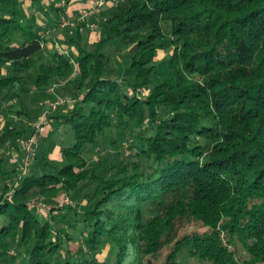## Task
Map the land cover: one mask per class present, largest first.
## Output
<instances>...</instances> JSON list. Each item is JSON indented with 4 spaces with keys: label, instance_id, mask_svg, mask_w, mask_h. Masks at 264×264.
<instances>
[{
    "label": "trees",
    "instance_id": "trees-1",
    "mask_svg": "<svg viewBox=\"0 0 264 264\" xmlns=\"http://www.w3.org/2000/svg\"><path fill=\"white\" fill-rule=\"evenodd\" d=\"M41 1L0 0V264H264V0H106L96 30L60 25L84 0L41 27ZM60 81L74 143L24 172L37 117L11 105Z\"/></svg>",
    "mask_w": 264,
    "mask_h": 264
},
{
    "label": "rangeland",
    "instance_id": "rangeland-1",
    "mask_svg": "<svg viewBox=\"0 0 264 264\" xmlns=\"http://www.w3.org/2000/svg\"><path fill=\"white\" fill-rule=\"evenodd\" d=\"M27 11H31V5L30 1L25 2ZM61 4L64 8L66 7V3L62 0H52L50 4H48L47 0H42L41 2H38L34 4L35 7H38L41 5H45L47 9H44L46 12L43 10H39L38 12H35V17H36V22L38 25L41 27L45 26V23L47 21V18L51 17H58V14L53 11V7ZM125 50L121 52H117L113 55L112 61L116 64L117 66V72L116 75L119 78L122 77H131L130 73V67H129V57L128 55H125ZM164 55V52L159 53V57H162ZM4 73V70L3 72ZM64 81H60L58 84H54L53 86L49 87L48 89H33L30 91L29 94L25 95L23 98L22 102H16L11 105V107L14 110H19L21 107L25 108V111H28L31 115V117L34 118H39L41 115H47V124L43 126L41 131L38 134L37 138V145L34 151V155L36 157H39L41 153L43 152L42 150H47L50 153L59 150L60 147L63 146H71L74 143V139L72 137V133L70 130L69 125L64 121V119L60 116L65 115L66 112H68L71 107L73 106L72 103H64L59 105L55 110L51 109V104L54 101H58V99H65L67 98L68 100H73L74 97L72 96L74 90L73 86L69 85L66 86V88H63ZM27 109V110H26ZM3 110V111H1ZM8 112L7 105H4V107L0 108V129L2 127V124L4 122V118H6V114ZM16 113V112H15ZM16 117V128L17 129H25L26 126L28 125V120L26 119L25 116L19 115L18 117L13 115V112L11 113V117ZM9 117V116H8ZM30 137V136H29ZM28 137V138H29ZM27 140V138H26ZM8 152V151H7ZM103 154L102 149L96 148V147H90L88 150V157L92 158H98V156H101ZM17 153L13 150V153L11 154L12 158L10 159L11 161H14V156H16ZM19 157H22L18 155ZM32 158V157H31ZM34 158V157H33ZM31 159V161L33 160ZM53 163L57 165V167H60L62 163L60 162L59 159L57 158H50ZM31 163V162H30ZM30 165V164H29ZM7 166H11L10 163L7 164ZM29 169V166L27 170ZM90 185L88 184L87 181H84L80 184V190L79 192L74 196V197H69L65 194H61L55 201V203H59L57 206H55L56 209L62 208V206L67 205V206H74L77 207L80 204L86 203V194L90 190ZM56 205V204H55ZM37 209L39 214H47L48 207L44 206V204L37 205ZM192 229V226L190 225H185L184 227L180 228V233L181 235L184 232H188ZM68 246L71 250L75 251L78 248V242L76 241H70L68 243ZM241 257L245 256V254L242 252L240 254ZM100 259H102L101 256H99ZM161 257L160 259H162ZM187 264H210L208 262H203L199 263L197 259H190L187 261Z\"/></svg>",
    "mask_w": 264,
    "mask_h": 264
},
{
    "label": "built area",
    "instance_id": "built-area-1",
    "mask_svg": "<svg viewBox=\"0 0 264 264\" xmlns=\"http://www.w3.org/2000/svg\"><path fill=\"white\" fill-rule=\"evenodd\" d=\"M107 4L108 2L106 0H86L85 6L81 8V10H79L77 15L62 17L60 19V25L63 27L68 24L70 26H77L79 24H83L85 25V27L89 28L90 30H96L98 28L96 21H91L90 19L91 17L95 16L98 13L100 8H102ZM55 48L58 51L67 52V50L59 44H56ZM66 102L71 103L72 100H68L67 98L58 99V101L56 100L51 104V109L55 110L59 105L64 104ZM46 123H47V115L43 114L39 116V118H37V120L34 122L33 134L23 142L22 146L25 154L22 159L23 160L22 169L24 172L27 170L28 165L32 159L31 157L33 156V152L37 145L38 134ZM13 160L15 161L18 160L17 155L14 156Z\"/></svg>",
    "mask_w": 264,
    "mask_h": 264
},
{
    "label": "crops",
    "instance_id": "crops-1",
    "mask_svg": "<svg viewBox=\"0 0 264 264\" xmlns=\"http://www.w3.org/2000/svg\"><path fill=\"white\" fill-rule=\"evenodd\" d=\"M85 2H86L85 0L84 1H77L74 4L70 5L68 7V13H69L68 16L77 15L79 10H81V8H83L85 6ZM60 157H61V155H60V152L58 149H57V151L49 154V158H57L60 160L61 159Z\"/></svg>",
    "mask_w": 264,
    "mask_h": 264
}]
</instances>
